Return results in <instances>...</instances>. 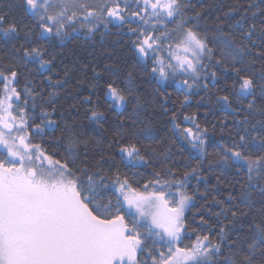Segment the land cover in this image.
I'll return each instance as SVG.
<instances>
[{
    "label": "snow or ice",
    "instance_id": "obj_1",
    "mask_svg": "<svg viewBox=\"0 0 264 264\" xmlns=\"http://www.w3.org/2000/svg\"><path fill=\"white\" fill-rule=\"evenodd\" d=\"M197 3L0 0V264H264V0Z\"/></svg>",
    "mask_w": 264,
    "mask_h": 264
},
{
    "label": "trees",
    "instance_id": "obj_2",
    "mask_svg": "<svg viewBox=\"0 0 264 264\" xmlns=\"http://www.w3.org/2000/svg\"><path fill=\"white\" fill-rule=\"evenodd\" d=\"M194 2H196V0H194ZM201 3L207 8V7H212V6H214V5L218 4V3H220V0H199V3H197V6L199 7ZM13 15H18V13H17L16 11H14V12H13ZM79 43H80L82 46L87 47V46L84 44L83 41H80ZM75 45H76V42H73V44L69 45V49H68V51H69V52H71L72 50L79 51V50H77V49L75 48ZM58 51H59V49H58ZM88 51H91V49L89 48ZM85 55H87V53H85ZM97 55H101V54H100L99 52H97ZM101 59H103V56H102V55H101ZM129 70H131V69H129ZM89 75H90V74H89ZM202 94H203V93H201V95H202ZM177 95H178V94H177ZM195 99H199V97H196ZM81 111H82V110H81ZM192 111H197L195 105H193V107H191V108L189 109V112H192ZM199 111H200L201 113H203V112L205 111V109L201 108V109H199ZM210 118H211V117H209V119H210ZM170 127H171V126L169 125V128H170ZM185 155H187V153H185ZM141 171H142V170H141ZM193 211H195V209H193ZM185 242L187 243L188 241H185Z\"/></svg>",
    "mask_w": 264,
    "mask_h": 264
}]
</instances>
